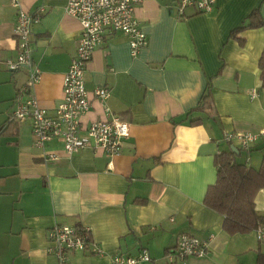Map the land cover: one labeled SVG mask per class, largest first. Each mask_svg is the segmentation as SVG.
Returning <instances> with one entry per match:
<instances>
[{"label": "crops", "instance_id": "1", "mask_svg": "<svg viewBox=\"0 0 264 264\" xmlns=\"http://www.w3.org/2000/svg\"><path fill=\"white\" fill-rule=\"evenodd\" d=\"M10 1L0 0V264H58L46 253V233L56 223L87 227L105 251L72 252L68 264H110L113 254L144 252V264H264V238L254 230L228 234L223 216L203 202L219 152L231 150L255 169L264 158V138L248 150L223 138L264 128V25L242 28L255 10L264 19V0H214L208 13L190 5L182 15L175 0H146L134 9L146 37L136 56L126 35L105 31L84 84L89 93L107 87L106 106L129 125L111 156L90 147L67 155L55 138L39 146L29 118L8 120L28 73L7 65L17 58V7ZM16 1L28 12L41 9L31 26V60L40 72L32 92L52 116L80 25L65 12L67 0ZM204 94L207 103L197 110ZM90 100L84 125L108 117L92 94ZM255 210L264 215V189ZM181 233L207 241L208 254L169 262Z\"/></svg>", "mask_w": 264, "mask_h": 264}, {"label": "built area", "instance_id": "2", "mask_svg": "<svg viewBox=\"0 0 264 264\" xmlns=\"http://www.w3.org/2000/svg\"><path fill=\"white\" fill-rule=\"evenodd\" d=\"M146 0H67L65 12L75 18L80 25V35L75 55L71 58L66 72L62 77V98L50 116L38 105L33 95L32 87L39 80V69L32 64L31 26L39 21L41 9L35 12L25 11L16 0L11 5L17 7L16 21L13 29L17 47V58L8 61L10 69L27 68V82L17 89L14 97L13 111L9 121L23 122L30 119L31 130L35 143L39 146L55 138L59 140L65 153L72 155L82 148H100L106 155L119 153L122 139L127 137L129 125L117 115H113L106 106L109 89L96 86L90 93L84 84V72L94 49L99 46L107 29L121 32L127 36L130 54L136 56L145 45L146 37L134 16L137 5ZM178 14H183L185 6H195L202 13L212 10L214 0H175ZM253 89L252 98L256 96ZM90 94L103 106L107 118H99L83 124L82 117L91 106ZM264 138V128L256 133L226 132L223 136L226 142L236 141L243 150H248L251 143L258 138ZM48 159H55L50 153ZM257 237L264 238V229L258 228ZM48 246L46 253L54 255L58 264H68L69 254L83 252L90 255L103 256L101 245L90 236L87 227L54 224L46 233ZM208 254V242L181 233L177 237L175 247L167 252L169 262L183 261L189 257H204ZM149 255L139 253L137 256L113 254L110 264H144L149 261Z\"/></svg>", "mask_w": 264, "mask_h": 264}, {"label": "trees", "instance_id": "3", "mask_svg": "<svg viewBox=\"0 0 264 264\" xmlns=\"http://www.w3.org/2000/svg\"><path fill=\"white\" fill-rule=\"evenodd\" d=\"M262 25L264 19L255 10L250 15L249 23L242 28H257ZM258 68L260 87L264 88V49L258 59ZM207 96L208 94L203 95L197 110L206 105ZM190 123L198 124L199 121L192 120ZM214 166L216 179L207 188L203 202L223 216V230L233 235L264 229V215L255 210V197L260 189H264V158L255 169L239 162L236 154L228 150L219 152L214 157Z\"/></svg>", "mask_w": 264, "mask_h": 264}, {"label": "water", "instance_id": "4", "mask_svg": "<svg viewBox=\"0 0 264 264\" xmlns=\"http://www.w3.org/2000/svg\"><path fill=\"white\" fill-rule=\"evenodd\" d=\"M23 66H26V65H23Z\"/></svg>", "mask_w": 264, "mask_h": 264}]
</instances>
